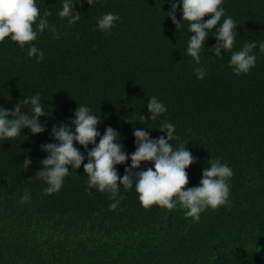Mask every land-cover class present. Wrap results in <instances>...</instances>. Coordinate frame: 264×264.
Masks as SVG:
<instances>
[{"label":"trees","instance_id":"trees-1","mask_svg":"<svg viewBox=\"0 0 264 264\" xmlns=\"http://www.w3.org/2000/svg\"><path fill=\"white\" fill-rule=\"evenodd\" d=\"M37 2L50 9L47 19L58 34H38L43 60L27 56V45L0 43V106L12 109L37 92L48 105V115L39 117L43 132L23 128L0 140V264H264V52L253 49L257 59L246 74H234L228 64L245 42L264 43V0H223L238 24L234 46L214 56L210 34L199 65L185 52L188 22L176 29L165 16L167 0L160 8L162 0H79L74 7L81 18L72 25L56 15L62 0ZM108 11L120 19L105 33L96 19ZM175 15L180 20L179 5ZM200 66L205 76L197 79ZM150 96L167 107L151 121ZM78 104L101 116V134L108 126L119 133L126 154L135 151L133 127L157 138L165 135L160 125L172 122L173 147L185 144L195 158L185 169V187L197 186L208 160L219 158L233 172L230 203L206 208L193 222L179 206L144 208L134 188L121 186L113 209L108 192L86 190V152L75 141L85 160L76 170L68 166L72 172L59 191L45 194V182L35 176L46 156L40 146L56 142L52 126L70 123ZM137 114L146 121L131 122ZM26 157L31 164L24 169ZM129 165H115L118 176ZM148 167L151 162L141 163ZM25 192L29 199L21 201Z\"/></svg>","mask_w":264,"mask_h":264},{"label":"clouds","instance_id":"clouds-1","mask_svg":"<svg viewBox=\"0 0 264 264\" xmlns=\"http://www.w3.org/2000/svg\"><path fill=\"white\" fill-rule=\"evenodd\" d=\"M77 2L79 0H62L61 8L56 15L66 18L68 25L78 22L81 17L74 7ZM86 2L89 5L93 4V0ZM164 2L165 0L160 4L156 2V8H160ZM167 2L170 4V10L165 12V16L172 20L176 29L182 20L188 22L187 30L191 35L188 37L185 52L197 65L200 64V53L205 48L206 38L210 34L215 35L216 42L208 51L213 52L214 56H222V49L225 52L233 48L238 24L231 16L225 14L223 0H167ZM178 5L180 20H177L175 15ZM51 14L48 8L41 10L37 0H0V43L7 38L16 42V46L22 50L27 45V56H35L39 63L43 60L44 53L35 43L38 34L47 29L53 37L58 38L55 27L47 19ZM206 15L208 18L202 20ZM119 19L117 13L108 11L97 17L96 28L108 33ZM254 48L264 52V43L257 45L256 41H248L238 51L231 53L228 64L234 74H246L255 66L257 55L253 51ZM194 72L197 79L205 76V69L202 66L196 67ZM145 104L149 112V121L167 111L166 105L156 96L148 97ZM23 105H29L30 111H21ZM47 115L48 105L46 107L41 102L38 92L19 100L12 109L0 106V140L8 141L21 135L23 128H28L31 134L43 132L44 124L40 122L39 117ZM137 116L140 120L146 121L143 114H137L131 115V122L137 123ZM100 123V115L90 110L86 104H78L73 110L70 123L52 126L51 135L56 142L40 146L46 156L41 159V168L35 174L45 182L46 187L43 190L45 194L59 191L64 178L78 169L87 157V162L83 163V170L87 176L86 190L94 188L96 191L108 192L109 198L114 201L109 207L113 209L119 203L115 198L121 186L125 190L134 188L144 208L157 205L172 210L179 206L185 210L184 215L191 217L193 222L200 219V213L206 208L216 209L220 205L230 203L229 182L233 172L228 164L222 163L219 158L208 160V166L202 170L197 186L185 187L188 179L185 169L195 158L185 144L173 147L171 142L177 139V134L172 122L164 121L160 125L158 129L165 135L157 138H151L145 128L133 127L135 151L130 154L122 150L124 146L120 135L111 126L105 127L102 134L98 131L97 126ZM74 141L85 149L86 157L74 146ZM89 145L92 147L89 148ZM126 160H130V165L125 167L122 176H118L115 165L123 164ZM142 162H151V167L141 169ZM30 164L31 160L26 157L22 163L24 169ZM69 165L72 171H69ZM20 199L27 201L28 193L25 192Z\"/></svg>","mask_w":264,"mask_h":264}]
</instances>
